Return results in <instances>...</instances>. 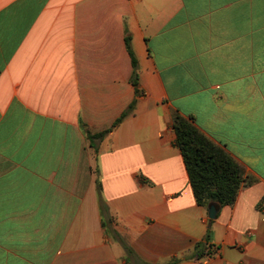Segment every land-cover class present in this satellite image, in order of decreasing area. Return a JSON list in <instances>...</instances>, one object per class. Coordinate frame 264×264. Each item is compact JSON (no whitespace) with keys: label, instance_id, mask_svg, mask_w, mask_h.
I'll list each match as a JSON object with an SVG mask.
<instances>
[{"label":"crops","instance_id":"1","mask_svg":"<svg viewBox=\"0 0 264 264\" xmlns=\"http://www.w3.org/2000/svg\"><path fill=\"white\" fill-rule=\"evenodd\" d=\"M176 111L243 170L215 220ZM0 264H264V0H0Z\"/></svg>","mask_w":264,"mask_h":264},{"label":"trees","instance_id":"2","mask_svg":"<svg viewBox=\"0 0 264 264\" xmlns=\"http://www.w3.org/2000/svg\"><path fill=\"white\" fill-rule=\"evenodd\" d=\"M127 48L134 69L131 80L138 93V62L129 41ZM134 108L135 102L115 122L114 127L129 116ZM172 128L176 135L175 145L182 153L197 203L207 208L212 204L217 208L234 205L245 185L243 170L239 164L197 127L192 116L186 117L176 111L173 115ZM109 131L88 137L90 140L103 138ZM98 187L100 193V184ZM102 207L106 210L104 204ZM210 236L211 231L208 232L205 241L196 245L194 253L196 258L201 259L215 253L216 249L211 250L213 247L209 244Z\"/></svg>","mask_w":264,"mask_h":264},{"label":"water","instance_id":"3","mask_svg":"<svg viewBox=\"0 0 264 264\" xmlns=\"http://www.w3.org/2000/svg\"><path fill=\"white\" fill-rule=\"evenodd\" d=\"M218 210H219V208H217V206L215 204H212L209 207V218L211 221L215 220L217 218Z\"/></svg>","mask_w":264,"mask_h":264},{"label":"built area","instance_id":"4","mask_svg":"<svg viewBox=\"0 0 264 264\" xmlns=\"http://www.w3.org/2000/svg\"><path fill=\"white\" fill-rule=\"evenodd\" d=\"M211 250H215V249L211 248Z\"/></svg>","mask_w":264,"mask_h":264}]
</instances>
